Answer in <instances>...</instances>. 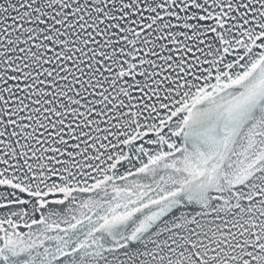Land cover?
<instances>
[{"label": "snow or ice", "instance_id": "snow-or-ice-1", "mask_svg": "<svg viewBox=\"0 0 264 264\" xmlns=\"http://www.w3.org/2000/svg\"><path fill=\"white\" fill-rule=\"evenodd\" d=\"M0 264H264V0H0Z\"/></svg>", "mask_w": 264, "mask_h": 264}]
</instances>
